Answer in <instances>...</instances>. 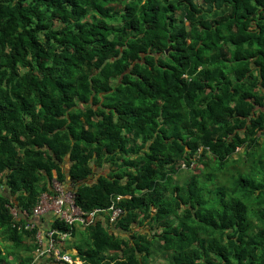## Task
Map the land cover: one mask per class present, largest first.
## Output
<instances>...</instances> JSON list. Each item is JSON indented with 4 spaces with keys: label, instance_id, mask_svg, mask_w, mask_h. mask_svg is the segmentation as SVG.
I'll use <instances>...</instances> for the list:
<instances>
[{
    "label": "trees",
    "instance_id": "16d2710c",
    "mask_svg": "<svg viewBox=\"0 0 264 264\" xmlns=\"http://www.w3.org/2000/svg\"><path fill=\"white\" fill-rule=\"evenodd\" d=\"M257 106L264 0H0V264L32 261L10 208L55 176L84 210H125L79 232L83 264L158 247L169 264H264Z\"/></svg>",
    "mask_w": 264,
    "mask_h": 264
},
{
    "label": "built area",
    "instance_id": "2783aa9c",
    "mask_svg": "<svg viewBox=\"0 0 264 264\" xmlns=\"http://www.w3.org/2000/svg\"><path fill=\"white\" fill-rule=\"evenodd\" d=\"M75 193L70 186H65L54 177L52 192L42 193L31 210L21 211L16 206L10 208L14 225L21 230L34 231L35 250L34 258L30 264H39L45 261L60 264L78 263L64 246L67 241L72 239L74 229L77 226H89L103 215H107L110 223H115L125 213V210L115 202L108 208L84 210L76 203ZM121 197V195L118 196V198ZM22 217L27 218L25 223L21 222ZM50 219H59L69 228L60 229L53 226Z\"/></svg>",
    "mask_w": 264,
    "mask_h": 264
},
{
    "label": "rangeland",
    "instance_id": "374dc122",
    "mask_svg": "<svg viewBox=\"0 0 264 264\" xmlns=\"http://www.w3.org/2000/svg\"><path fill=\"white\" fill-rule=\"evenodd\" d=\"M70 165V161H68L66 164H65V167L67 168L68 166ZM194 165V163L192 164V166ZM201 165H195L192 168V170H187L186 172H200L201 171ZM109 172V167H106V166H103V167H96L95 168V171H94V174L92 175V178L96 179L98 177V175H101V174H106ZM185 175V174H184ZM178 176L176 175L175 176V179H177ZM184 178V177H183ZM146 227H139L138 230L140 231H145ZM132 234V233H131ZM131 234H129V236H131ZM160 247H158V249H154L155 251L151 254V258L150 260L148 261V264H169V256L165 255L164 252H162L160 249Z\"/></svg>",
    "mask_w": 264,
    "mask_h": 264
},
{
    "label": "crops",
    "instance_id": "0c3cea01",
    "mask_svg": "<svg viewBox=\"0 0 264 264\" xmlns=\"http://www.w3.org/2000/svg\"><path fill=\"white\" fill-rule=\"evenodd\" d=\"M259 110L261 111H264V106L262 107H259L257 106L255 108V111L256 113L259 112ZM68 162V159H66V163ZM70 166V165H69ZM56 177V176H55ZM85 227H78L77 228V231H76V234L72 237V239H70L69 241H67L65 243V248L68 252H71V253H74V255L76 253H78V250H77V246L80 244V231L83 230ZM112 228V227H111ZM34 240V239H33ZM34 242V241H33Z\"/></svg>",
    "mask_w": 264,
    "mask_h": 264
},
{
    "label": "clouds",
    "instance_id": "9594fccd",
    "mask_svg": "<svg viewBox=\"0 0 264 264\" xmlns=\"http://www.w3.org/2000/svg\"><path fill=\"white\" fill-rule=\"evenodd\" d=\"M186 75V74H185ZM78 227H86V226H77L76 228H78ZM75 230V229H74ZM74 233V232H73ZM74 236V235H73ZM34 250H35V247H34V249H33V258H34ZM70 254H71V256L73 257L74 256V253H71V252H69ZM77 254V253H76ZM73 259H76L77 261H78V263H75V264H83V261L81 260V259H79L78 257H73ZM33 260V259H32ZM32 262V261H31ZM30 262V263H31ZM46 262V261H45ZM41 263H44V262H41ZM40 264V263H39ZM66 264H68V263H66Z\"/></svg>",
    "mask_w": 264,
    "mask_h": 264
}]
</instances>
